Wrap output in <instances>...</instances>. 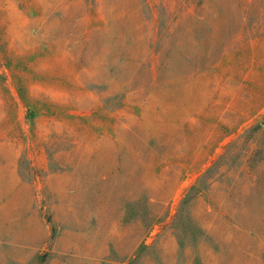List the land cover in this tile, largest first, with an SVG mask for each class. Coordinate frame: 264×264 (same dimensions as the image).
<instances>
[{
	"label": "rangeland",
	"instance_id": "374dc122",
	"mask_svg": "<svg viewBox=\"0 0 264 264\" xmlns=\"http://www.w3.org/2000/svg\"><path fill=\"white\" fill-rule=\"evenodd\" d=\"M0 264H264V0H0Z\"/></svg>",
	"mask_w": 264,
	"mask_h": 264
}]
</instances>
